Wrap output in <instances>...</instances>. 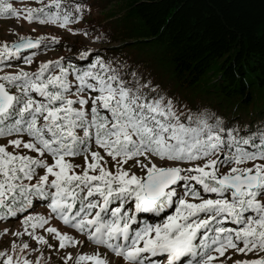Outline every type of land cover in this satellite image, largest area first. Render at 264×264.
<instances>
[{
  "label": "snow or ice",
  "instance_id": "6c2138e0",
  "mask_svg": "<svg viewBox=\"0 0 264 264\" xmlns=\"http://www.w3.org/2000/svg\"><path fill=\"white\" fill-rule=\"evenodd\" d=\"M37 4L0 0V16L88 35L68 27L85 5ZM58 43L0 41V67ZM92 51L0 72V221H20L0 229V264H264V122L181 110Z\"/></svg>",
  "mask_w": 264,
  "mask_h": 264
},
{
  "label": "trees",
  "instance_id": "16d2710c",
  "mask_svg": "<svg viewBox=\"0 0 264 264\" xmlns=\"http://www.w3.org/2000/svg\"><path fill=\"white\" fill-rule=\"evenodd\" d=\"M68 2L85 5L73 24L93 45L66 37L37 55L61 49L82 64L78 53L90 48V55L135 69L181 110L201 108L240 127L264 122V0H62Z\"/></svg>",
  "mask_w": 264,
  "mask_h": 264
},
{
  "label": "rangeland",
  "instance_id": "374dc122",
  "mask_svg": "<svg viewBox=\"0 0 264 264\" xmlns=\"http://www.w3.org/2000/svg\"><path fill=\"white\" fill-rule=\"evenodd\" d=\"M8 2H11L14 7L18 9H22L28 6L36 7L39 6L37 4V0H8ZM69 28H79V25L75 24H69ZM34 29V31H33ZM45 34V35H54L59 37V40L62 38H70L71 40L79 39L80 41L92 46L93 41L91 37H88L83 34V32H77L73 34L72 32H69L67 28H61L57 25L53 24H40L38 22H28L24 20L23 18L16 19V18H0V41H12L17 38L18 35H31L33 37ZM62 51L61 49H52L47 52H44L43 54L36 55L34 58V62L32 65H22L20 67H24L26 69H32L37 66L38 61L42 60H52L56 57L61 56ZM18 67H12L8 69H4L0 72H13L16 71ZM34 212H41L46 213L47 208L46 205H40L33 209ZM20 221L17 219H9L7 222L0 221V229H3L4 227L11 226L15 228L17 225H19ZM54 224H56L59 227H63L59 224L58 221H53ZM71 231V229H64ZM2 240V238H0ZM94 245H86L82 247V251L85 252H93L95 251ZM62 251V250H61ZM107 250L104 248L100 249V252L104 254ZM231 251V250H229ZM55 254H53V259H55ZM108 259L113 261V264H115L116 261L120 260V258L116 257L114 254L108 253L107 256ZM233 258H245L242 254H234ZM223 259V258H221Z\"/></svg>",
  "mask_w": 264,
  "mask_h": 264
}]
</instances>
